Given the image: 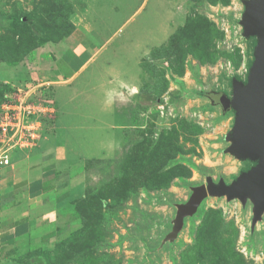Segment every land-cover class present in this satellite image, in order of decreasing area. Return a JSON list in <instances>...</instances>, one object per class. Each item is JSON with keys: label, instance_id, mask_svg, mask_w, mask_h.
<instances>
[{"label": "rangeland", "instance_id": "1", "mask_svg": "<svg viewBox=\"0 0 264 264\" xmlns=\"http://www.w3.org/2000/svg\"><path fill=\"white\" fill-rule=\"evenodd\" d=\"M243 1L0 0V106L76 89L62 102L66 116L55 121V102V114L32 131L57 134L73 157L57 172L50 239L40 233L0 247V264H264V212L255 220L250 198L208 196L168 239L192 189L231 185L253 166L230 153L235 114L217 102L231 97L232 79L246 82L254 60L256 39L239 24ZM82 20L90 34L76 32ZM72 35L133 57L153 46L129 64L137 93L156 102L138 105L131 89L110 107L111 95L96 89L104 74L36 88L51 80L53 55ZM111 130L117 147L103 155L97 141L109 146ZM91 159L103 163L84 171ZM81 172L78 194L68 197V177Z\"/></svg>", "mask_w": 264, "mask_h": 264}, {"label": "crops", "instance_id": "2", "mask_svg": "<svg viewBox=\"0 0 264 264\" xmlns=\"http://www.w3.org/2000/svg\"><path fill=\"white\" fill-rule=\"evenodd\" d=\"M75 30L78 33L83 30L84 34L92 32L83 20L76 25ZM164 32L167 34L166 30ZM161 34L159 32L151 39L160 42L163 38ZM76 37L75 35L68 37L62 44V53L53 55L49 73L55 84L70 81L73 85L84 73L90 76L104 74L105 80L99 82L96 89L103 96L106 93L111 95L106 103L110 107L115 96L122 94L123 91L130 94V90L134 89L136 93L132 96L137 94L138 72H134V68L129 63L138 65L150 54L153 46L135 52L133 57L131 53L107 52L104 48H96L88 44L85 37L80 36L79 39ZM122 55H126L123 60H121ZM127 74H131L130 80L126 79ZM75 90L66 91L64 98L59 95L55 98L54 102L58 108L55 121H59L60 116L67 115V112H63L62 102L67 107L70 96L76 93ZM105 113L109 116V110ZM111 131L109 146H107L108 141H104V144L97 141L96 146L103 155L104 150L108 155L116 150L117 141L114 131ZM35 136L34 146L14 143L4 148L3 143H0V247L12 246L19 240L40 233L43 235V240L50 239L47 227L55 217L57 172L66 170L72 163L73 157L69 156L65 144L56 142L57 134L37 130ZM88 146L90 147V144ZM103 146L108 147V151ZM3 157L7 158V165L2 163ZM82 180V172L68 177L66 182L68 197L73 198L78 194ZM74 185L77 187H73Z\"/></svg>", "mask_w": 264, "mask_h": 264}, {"label": "water", "instance_id": "3", "mask_svg": "<svg viewBox=\"0 0 264 264\" xmlns=\"http://www.w3.org/2000/svg\"><path fill=\"white\" fill-rule=\"evenodd\" d=\"M244 12L239 21L245 39L255 38L254 60L246 82L232 79L231 97L220 96L218 104L223 110L235 114V124L229 135L234 141L230 153L253 166L239 175L231 185L223 183L192 189L188 201L177 206L173 241L183 226L184 219L192 216L208 196L238 199L250 198L254 203L253 215L258 220L264 212V0L243 1Z\"/></svg>", "mask_w": 264, "mask_h": 264}, {"label": "built area", "instance_id": "4", "mask_svg": "<svg viewBox=\"0 0 264 264\" xmlns=\"http://www.w3.org/2000/svg\"><path fill=\"white\" fill-rule=\"evenodd\" d=\"M55 82L49 80L36 85V88L53 86ZM53 96L38 98L32 103L29 99L19 100L14 103L3 104L0 106V143L4 148L12 144L31 145L35 139L34 123H38L46 116L55 114V104ZM3 164L7 165L8 160L3 157Z\"/></svg>", "mask_w": 264, "mask_h": 264}, {"label": "trees", "instance_id": "5", "mask_svg": "<svg viewBox=\"0 0 264 264\" xmlns=\"http://www.w3.org/2000/svg\"><path fill=\"white\" fill-rule=\"evenodd\" d=\"M150 54H148L146 57H149ZM136 101H137L138 105H140L141 103L154 104V102H156V99H154L153 97H151L148 94H145L143 97V94L141 92H139L136 94ZM101 163H103V160H101V159L86 160L84 163V171L91 170Z\"/></svg>", "mask_w": 264, "mask_h": 264}, {"label": "bare ground", "instance_id": "6", "mask_svg": "<svg viewBox=\"0 0 264 264\" xmlns=\"http://www.w3.org/2000/svg\"><path fill=\"white\" fill-rule=\"evenodd\" d=\"M133 93V92H132Z\"/></svg>", "mask_w": 264, "mask_h": 264}]
</instances>
